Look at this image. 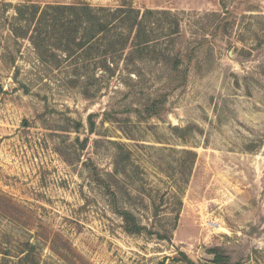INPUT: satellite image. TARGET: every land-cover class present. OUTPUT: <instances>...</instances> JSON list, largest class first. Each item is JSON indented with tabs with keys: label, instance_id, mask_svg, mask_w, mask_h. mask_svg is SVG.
Returning a JSON list of instances; mask_svg holds the SVG:
<instances>
[{
	"label": "rangeland",
	"instance_id": "rangeland-1",
	"mask_svg": "<svg viewBox=\"0 0 264 264\" xmlns=\"http://www.w3.org/2000/svg\"><path fill=\"white\" fill-rule=\"evenodd\" d=\"M82 3L147 49L40 62L33 8ZM0 264H264V0H0Z\"/></svg>",
	"mask_w": 264,
	"mask_h": 264
},
{
	"label": "trees",
	"instance_id": "trees-1",
	"mask_svg": "<svg viewBox=\"0 0 264 264\" xmlns=\"http://www.w3.org/2000/svg\"><path fill=\"white\" fill-rule=\"evenodd\" d=\"M151 13H141L126 3L116 8L85 3L34 7L30 16L36 23L27 39L40 62L63 57L67 64H118L134 55L139 57L147 49L150 40L145 18ZM12 35L26 39L25 34ZM216 261L217 255L212 262Z\"/></svg>",
	"mask_w": 264,
	"mask_h": 264
}]
</instances>
